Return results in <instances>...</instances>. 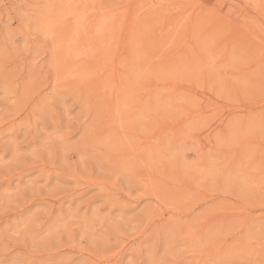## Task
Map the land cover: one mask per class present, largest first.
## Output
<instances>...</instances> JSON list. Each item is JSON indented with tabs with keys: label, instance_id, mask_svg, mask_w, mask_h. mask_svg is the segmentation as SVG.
Returning <instances> with one entry per match:
<instances>
[{
	"label": "rangeland",
	"instance_id": "374dc122",
	"mask_svg": "<svg viewBox=\"0 0 264 264\" xmlns=\"http://www.w3.org/2000/svg\"><path fill=\"white\" fill-rule=\"evenodd\" d=\"M0 264H264V0H0Z\"/></svg>",
	"mask_w": 264,
	"mask_h": 264
},
{
	"label": "bare ground",
	"instance_id": "6f19581e",
	"mask_svg": "<svg viewBox=\"0 0 264 264\" xmlns=\"http://www.w3.org/2000/svg\"><path fill=\"white\" fill-rule=\"evenodd\" d=\"M81 29V28H80ZM68 41V40H67Z\"/></svg>",
	"mask_w": 264,
	"mask_h": 264
}]
</instances>
